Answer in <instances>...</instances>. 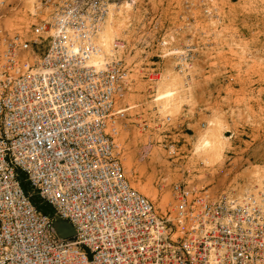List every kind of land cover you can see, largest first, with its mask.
<instances>
[{
  "label": "built area",
  "instance_id": "built-area-1",
  "mask_svg": "<svg viewBox=\"0 0 264 264\" xmlns=\"http://www.w3.org/2000/svg\"><path fill=\"white\" fill-rule=\"evenodd\" d=\"M135 2L0 0V264H264V184L241 196L183 178L163 213L126 176L120 100L137 79L160 82L166 57L189 76L198 54L142 30L101 60L112 6ZM23 10L20 29L12 15ZM56 219L75 236L59 237Z\"/></svg>",
  "mask_w": 264,
  "mask_h": 264
},
{
  "label": "rangeland",
  "instance_id": "rangeland-1",
  "mask_svg": "<svg viewBox=\"0 0 264 264\" xmlns=\"http://www.w3.org/2000/svg\"><path fill=\"white\" fill-rule=\"evenodd\" d=\"M135 1L119 7L127 18L115 39L134 41L142 30H149L151 37L161 31L173 48L193 44L198 54L187 77L176 68V57L159 63L160 81L169 71L177 81L171 112H162L156 102L160 82L151 85L137 79L120 100L119 106L132 108L120 120L116 139L131 185L138 190L149 178L155 193L138 191L163 213L162 196L169 197L170 205L171 187L183 178L216 193L241 194L256 174L260 183L252 186L260 190L264 184V0ZM12 16L14 27H26L27 10ZM167 116L170 122L159 121ZM211 120L221 121L228 139L221 159L207 164L195 148L204 130L201 124L208 128ZM125 155L132 158L130 169ZM20 180L24 190L31 191L23 174ZM33 201L51 213L52 208L38 197Z\"/></svg>",
  "mask_w": 264,
  "mask_h": 264
},
{
  "label": "bare ground",
  "instance_id": "bare-ground-1",
  "mask_svg": "<svg viewBox=\"0 0 264 264\" xmlns=\"http://www.w3.org/2000/svg\"><path fill=\"white\" fill-rule=\"evenodd\" d=\"M26 2L28 6H32L31 4L33 0H26ZM121 10L120 8L112 6L109 16L106 19V22L104 23L101 31L99 32L96 42L102 51L100 54L101 60L108 58L112 54V46L116 37V32L123 25V23H125L124 21L127 17L125 18V16H122ZM96 61L100 60L97 58ZM177 91L178 88L176 78L173 76L171 71H169L163 76L162 80L160 81L156 95V102L162 112L168 113L174 109L176 101L175 96L177 94ZM227 139L228 138L222 131L221 121L211 120L209 122V127L202 130L198 135L195 148L196 153H198V155L204 159L205 163L213 164L221 159ZM124 162L126 163V165H128L129 169L133 167V161L130 155L126 156V161ZM259 178L260 177L258 175L252 174V176L250 177V185L242 188L240 195L244 196L256 192L254 191L252 184L260 183ZM148 179L149 178H147L144 184H139L137 186L139 188L138 190L142 191V193H144L145 195H149L151 191L155 193L152 187V183ZM138 180L137 181L141 183V180ZM156 196L159 195L156 193ZM168 198L169 197L166 195H163L161 198L160 205L163 211H166V207H168Z\"/></svg>",
  "mask_w": 264,
  "mask_h": 264
},
{
  "label": "water",
  "instance_id": "water-1",
  "mask_svg": "<svg viewBox=\"0 0 264 264\" xmlns=\"http://www.w3.org/2000/svg\"><path fill=\"white\" fill-rule=\"evenodd\" d=\"M53 226L58 236L61 238H71L76 234V230L70 223L60 219H56L53 223Z\"/></svg>",
  "mask_w": 264,
  "mask_h": 264
}]
</instances>
